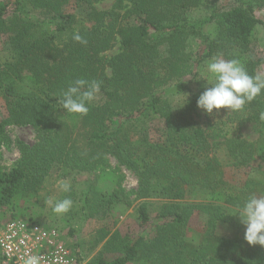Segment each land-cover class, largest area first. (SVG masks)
<instances>
[{"label": "trees", "instance_id": "obj_1", "mask_svg": "<svg viewBox=\"0 0 264 264\" xmlns=\"http://www.w3.org/2000/svg\"><path fill=\"white\" fill-rule=\"evenodd\" d=\"M104 1L0 0V32L7 27L10 33L9 54L0 62V96L7 108L0 121V149L11 143L8 125L30 126L37 133L34 145L16 141L19 160L10 171L0 170V207L18 194L36 193L53 169L62 177L90 173L113 158L137 177V198L159 197L165 203L154 218L145 203L138 206L136 237L115 233L107 239L105 247L113 246L118 257L106 261L99 254L84 264H264V247L216 232L220 223L241 226L238 206L264 193L261 178L230 184L224 176L225 167L264 162V121L259 119L264 95L228 115L230 122L252 125L258 134L254 142L239 136L215 141L223 121L197 107L198 97L214 83L199 77L205 61L239 59L250 75L258 76L264 58L254 33L262 22L254 13L264 8V0H232L202 17L192 11L203 0H117L110 11L96 9ZM70 4L79 7L84 23L65 11ZM131 18L137 23H129ZM77 31L86 45L72 39ZM116 41L118 53L103 55ZM77 78L102 82L87 115L66 113L59 104ZM190 86L188 98L176 105L174 98ZM200 111L213 119L209 128L195 121ZM67 121L83 127L84 150L70 139ZM154 122L160 125L157 136L150 133ZM83 195L86 218H109L115 205L129 204L122 192H102L93 184ZM196 214L204 215L206 223L191 242L188 220ZM98 232V241L110 234L103 228Z\"/></svg>", "mask_w": 264, "mask_h": 264}, {"label": "rangeland", "instance_id": "obj_2", "mask_svg": "<svg viewBox=\"0 0 264 264\" xmlns=\"http://www.w3.org/2000/svg\"><path fill=\"white\" fill-rule=\"evenodd\" d=\"M117 5H119L117 0H108L96 4V9L99 11H110ZM229 5H232V0H203L199 6L193 9L192 15L202 17L206 14L208 9ZM120 6H122L125 10L126 2L122 3ZM124 10H120L121 14H123ZM65 11L73 14L77 20L84 23V16L79 7H75L70 4L66 7ZM254 14L256 18L262 22L254 33V43L258 55L264 58V8L256 10ZM7 20H10V18ZM127 20L131 24H136L138 21L136 18ZM8 31L9 29L6 27L0 32V62H2L9 54L6 40L8 36H10ZM196 49L197 46L193 45L192 50L194 51ZM118 51L119 44L116 41L114 43V47L105 52L103 55L111 57L118 53ZM216 58L224 59L221 56ZM213 59L205 61L198 68L199 77L208 83L214 79L211 74L206 71V64ZM257 74L261 78H264V64L258 68ZM192 89L193 86H190V89L185 91V93L175 97L174 103L176 105L181 104L188 98ZM95 101H98V99L96 98ZM213 113L214 118H216L217 121H223L224 123L220 126L221 131L217 130L216 133L218 136L215 137V141H223V137L239 136L248 142H254L258 138V134L252 128L250 123H236V119L234 122H230V120H228V115H232L230 110H213ZM6 116L7 108L3 98L0 96V121H2ZM194 119L204 129L209 128V121H213L211 116L206 117V114L203 111H200L198 115H195ZM67 123L71 126L70 139L75 142V145L79 147L80 150H84L83 127L76 121H67ZM159 127L160 125L158 122H154L151 125L150 133L152 136L158 135L157 130ZM5 133L11 143H3L1 145L0 170L2 172L10 171L20 158L19 151L14 144L16 141H22L27 145H34L37 142L36 130L30 126L8 125L5 128ZM256 171L262 173L263 176H258L256 174L258 172ZM224 176L226 181L230 184L243 183L251 176L264 180V162L259 159H255L249 167H225ZM61 180L70 183L71 191L69 193H64L60 190L58 182ZM90 184H93L99 191L101 190L102 192H122L126 195L129 204L115 205L109 218L100 216L86 218V216L83 215L81 207L84 191ZM137 187L138 181L135 174L125 167L118 165L113 158H109L108 165L106 167L97 168L95 171L90 173L72 171L68 175L62 177L60 171L53 169L45 178L36 193L27 196L18 194L8 205L0 207V226L13 218H30L61 234L65 241L72 246V248L76 250L78 249L77 251L80 252L83 263L91 261L99 254L106 261H111L118 257L119 254L116 251L111 250V247L113 246H110V248L105 247L107 239L115 233L120 238L128 237L132 239L136 237L140 234L136 212L138 206L141 203H145L148 214L151 218H154L161 210L162 205L165 203V201L159 197L140 200L135 195ZM66 196L70 197L73 201L71 210L63 215L55 214L52 211V206L48 204L49 198L51 197L53 198V201H55L63 199ZM205 223L206 217L204 215L196 214L192 216L188 220V230L186 233L188 240L196 242L202 234ZM102 228L108 230L110 234L104 240L98 241L100 236L98 231ZM244 231L245 228L243 225L236 226L233 224L220 223L216 227V232L220 236L229 238H244ZM149 235H153L152 231H150ZM132 264L142 263L135 262Z\"/></svg>", "mask_w": 264, "mask_h": 264}, {"label": "clouds", "instance_id": "obj_3", "mask_svg": "<svg viewBox=\"0 0 264 264\" xmlns=\"http://www.w3.org/2000/svg\"><path fill=\"white\" fill-rule=\"evenodd\" d=\"M72 39L81 45L87 44V40L78 31L73 33ZM206 71L211 74L214 83L206 87L198 97L197 107L208 114L220 109L240 111L246 104L264 95V78L250 75L239 59L214 58L207 62ZM101 83L94 79H74L62 92L59 104L66 113L87 115L89 105L100 92ZM259 119L264 121V111L259 113ZM58 186L64 193L71 191V185L66 181H59ZM48 204L55 214L63 215L71 210L73 201L68 196L55 201L50 197ZM235 215L239 216L245 228L244 240L247 244L264 247V193L248 196L238 206ZM22 261L23 264H41V257L27 255L22 257Z\"/></svg>", "mask_w": 264, "mask_h": 264}, {"label": "built area", "instance_id": "obj_4", "mask_svg": "<svg viewBox=\"0 0 264 264\" xmlns=\"http://www.w3.org/2000/svg\"><path fill=\"white\" fill-rule=\"evenodd\" d=\"M39 255L41 264H84L63 236L33 219L13 218L0 226L1 264H23Z\"/></svg>", "mask_w": 264, "mask_h": 264}]
</instances>
